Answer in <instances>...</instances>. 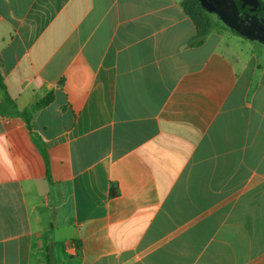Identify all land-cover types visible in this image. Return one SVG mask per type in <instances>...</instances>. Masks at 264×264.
Masks as SVG:
<instances>
[{"label": "crops", "instance_id": "1", "mask_svg": "<svg viewBox=\"0 0 264 264\" xmlns=\"http://www.w3.org/2000/svg\"><path fill=\"white\" fill-rule=\"evenodd\" d=\"M181 1L0 0V264H264V50Z\"/></svg>", "mask_w": 264, "mask_h": 264}, {"label": "water", "instance_id": "2", "mask_svg": "<svg viewBox=\"0 0 264 264\" xmlns=\"http://www.w3.org/2000/svg\"><path fill=\"white\" fill-rule=\"evenodd\" d=\"M198 3L209 10L210 12L216 13L218 12V6H222V2L224 1L225 5L223 6V13L219 12V15L221 18H223L225 23L229 25V27L239 36L248 39V40H259L262 41L264 39V25L258 23L255 21V19H252L251 17H254L255 14H258L260 16H264V4L261 0H197ZM229 4L233 5L236 8V11H247L248 14L244 15V13H230L228 10ZM224 13H226L224 15ZM230 19H237V24H231L228 22L226 17ZM239 18L244 21L246 28L249 30H244L241 27V24L239 23ZM240 26V27H239ZM258 33V34H257Z\"/></svg>", "mask_w": 264, "mask_h": 264}, {"label": "trees", "instance_id": "3", "mask_svg": "<svg viewBox=\"0 0 264 264\" xmlns=\"http://www.w3.org/2000/svg\"><path fill=\"white\" fill-rule=\"evenodd\" d=\"M181 6L185 12V14L190 17V19L194 22L197 34L192 41L193 44H202L204 40L207 38L209 33L213 31L214 29L221 27L220 24L216 21V15L213 12H210L206 8L202 7L197 0H182ZM0 87L5 88L3 78L0 73ZM52 100L51 97H46L42 99L41 101L37 102L31 110L19 112V114L25 118L30 124L31 118H32V112L43 108L48 103H50ZM11 104L15 107V104L13 101H10ZM38 147L40 151L42 152L44 158L46 161L47 159V151L45 147L42 145L41 141L37 142ZM117 189L115 187L112 188V195H117Z\"/></svg>", "mask_w": 264, "mask_h": 264}, {"label": "flooded vegetation", "instance_id": "4", "mask_svg": "<svg viewBox=\"0 0 264 264\" xmlns=\"http://www.w3.org/2000/svg\"><path fill=\"white\" fill-rule=\"evenodd\" d=\"M262 1V3L264 4V0H261ZM220 2H221V0H220ZM222 4V6H218V12H216V13H214L215 15H216V21L220 24V28H223V29H227V30H230V31H232V29L229 27V25L227 24V23H225L226 21H224L223 20V18H221L220 17V15H219V12L220 13H223L224 12V10H223V6L225 5V3H224V1L221 3ZM228 10H229V12L232 14V13H234V12H236V13H239V12H241V13H244V15H247L249 12H248V10L247 11H244V10H242V11H236V8L231 4H229V6H228ZM226 13H224V15H225ZM262 14H264V13H262ZM226 17V16H225ZM252 19H255V21H257L258 23H260V24H262V25H264V16H260V15H258V14H255L254 15V17H251ZM226 19L228 20V22L229 23H231L232 25L233 24H235V25H238L237 24V19L235 20V19H230V18H228V17H226ZM239 23L241 24V27L244 29V30H247V31H249L247 28H246V25H245V23H244V21L243 20H241L240 18H239ZM240 27V26H239ZM233 33H235L234 31H232ZM236 34V33H235ZM258 34V33H257ZM238 35V34H237ZM251 41H253L254 43H256L257 45H259V46H261L263 49L262 50H264V39L262 40V41H259V40H251Z\"/></svg>", "mask_w": 264, "mask_h": 264}, {"label": "rangeland", "instance_id": "5", "mask_svg": "<svg viewBox=\"0 0 264 264\" xmlns=\"http://www.w3.org/2000/svg\"><path fill=\"white\" fill-rule=\"evenodd\" d=\"M218 28H220V27H218ZM246 48L249 49L248 47H244V49H246ZM262 49L263 48L261 46L257 45L256 51H259V53H260V51H262ZM259 59H260V61H264V56L260 55Z\"/></svg>", "mask_w": 264, "mask_h": 264}]
</instances>
